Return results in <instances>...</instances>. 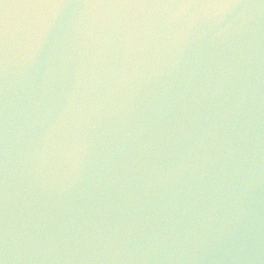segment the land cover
<instances>
[{"label": "water", "instance_id": "95a60500", "mask_svg": "<svg viewBox=\"0 0 264 264\" xmlns=\"http://www.w3.org/2000/svg\"><path fill=\"white\" fill-rule=\"evenodd\" d=\"M0 264H264V0H0Z\"/></svg>", "mask_w": 264, "mask_h": 264}, {"label": "snow or ice", "instance_id": "6c2138e0", "mask_svg": "<svg viewBox=\"0 0 264 264\" xmlns=\"http://www.w3.org/2000/svg\"><path fill=\"white\" fill-rule=\"evenodd\" d=\"M3 44H4V39H3V36L0 35V50H2Z\"/></svg>", "mask_w": 264, "mask_h": 264}]
</instances>
